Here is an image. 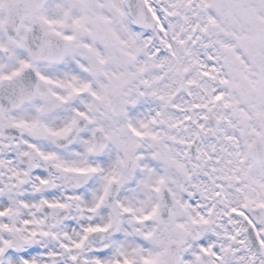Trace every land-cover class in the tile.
Returning <instances> with one entry per match:
<instances>
[{
  "label": "snow or ice",
  "instance_id": "6c2138e0",
  "mask_svg": "<svg viewBox=\"0 0 264 264\" xmlns=\"http://www.w3.org/2000/svg\"><path fill=\"white\" fill-rule=\"evenodd\" d=\"M0 264H264V0H0Z\"/></svg>",
  "mask_w": 264,
  "mask_h": 264
}]
</instances>
